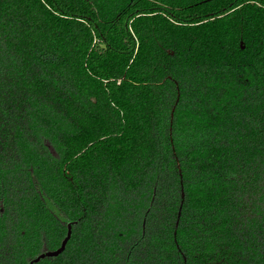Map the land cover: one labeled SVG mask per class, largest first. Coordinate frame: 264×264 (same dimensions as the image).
<instances>
[{"label":"trees","instance_id":"1","mask_svg":"<svg viewBox=\"0 0 264 264\" xmlns=\"http://www.w3.org/2000/svg\"><path fill=\"white\" fill-rule=\"evenodd\" d=\"M69 229L36 264H264V0H0V264Z\"/></svg>","mask_w":264,"mask_h":264},{"label":"water","instance_id":"2","mask_svg":"<svg viewBox=\"0 0 264 264\" xmlns=\"http://www.w3.org/2000/svg\"><path fill=\"white\" fill-rule=\"evenodd\" d=\"M70 236H71V229H69L68 235L63 240L62 245H61L60 248H58L57 250H54V251H47V252L42 253L38 257H36L33 260H31L29 262V264H36V263L40 262L42 259H44L46 257H54V256L60 255L64 251Z\"/></svg>","mask_w":264,"mask_h":264}]
</instances>
